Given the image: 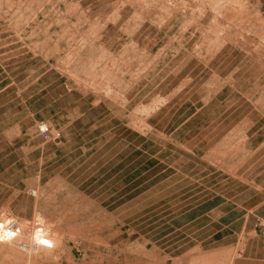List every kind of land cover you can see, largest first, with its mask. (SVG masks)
<instances>
[{
    "label": "rangeland",
    "instance_id": "1",
    "mask_svg": "<svg viewBox=\"0 0 264 264\" xmlns=\"http://www.w3.org/2000/svg\"><path fill=\"white\" fill-rule=\"evenodd\" d=\"M263 202L264 0H0V264L231 263Z\"/></svg>",
    "mask_w": 264,
    "mask_h": 264
},
{
    "label": "crops",
    "instance_id": "2",
    "mask_svg": "<svg viewBox=\"0 0 264 264\" xmlns=\"http://www.w3.org/2000/svg\"><path fill=\"white\" fill-rule=\"evenodd\" d=\"M195 117L196 115H194L191 120ZM253 183L254 186L259 189V186L255 184V182ZM263 206L264 202L257 204L253 209L247 211L245 216L242 213L243 208L238 206V220L230 223V226H223L222 228V230L229 229V227L238 223V229L241 230V232L238 233V256L237 258H233L232 262L229 263L226 259L227 256L225 257L228 253L224 251V248H220L218 249L219 256L216 258V264H264V237L258 234L256 230L257 223L259 221H264V215L258 213L260 207ZM247 229H253V231L246 237L244 234ZM202 248V245H200V252L202 253V257H204L205 253L201 250ZM230 252L232 253L233 250ZM192 255H194V249L187 251L184 256L180 258L177 257V259L175 258L174 260H181L182 262L180 264H185L182 258L185 257L187 260L190 256L192 257ZM201 260L203 261V258H201Z\"/></svg>",
    "mask_w": 264,
    "mask_h": 264
},
{
    "label": "built area",
    "instance_id": "3",
    "mask_svg": "<svg viewBox=\"0 0 264 264\" xmlns=\"http://www.w3.org/2000/svg\"><path fill=\"white\" fill-rule=\"evenodd\" d=\"M37 131L42 139L46 141H57L60 139L59 132H53L50 127L41 123L37 126ZM257 232L264 237V221H259L256 225ZM24 235V228L15 218H7L3 221H0V242L3 240L7 241H18L19 245L26 247V243L22 242V238ZM35 237V232L33 234V239ZM42 246L47 247L44 242H41ZM51 248V246H48Z\"/></svg>",
    "mask_w": 264,
    "mask_h": 264
},
{
    "label": "bare ground",
    "instance_id": "4",
    "mask_svg": "<svg viewBox=\"0 0 264 264\" xmlns=\"http://www.w3.org/2000/svg\"><path fill=\"white\" fill-rule=\"evenodd\" d=\"M39 217V216H38ZM43 219V218H42ZM41 223H42V221H41ZM43 223H44V221H43ZM38 225V224H37ZM41 225V224H40ZM39 226V225H38ZM40 229V228H39ZM43 231V230H42ZM46 231V230H45ZM41 233V230H38V231H36V233H35V237H34V239H33V237H32V239H31V242H30V245H26V247H23V246H19V249H22V250H25V251H28V253H30L29 255H30V257H32V256H35V255H33V252H32V248H33V246H34V244L36 245L37 244V246L39 247V245L41 244V242H42V240H41V237H40V234ZM42 237H43V234L41 235ZM13 243V244H12ZM29 243V242H28ZM0 244L2 245V246H9V248L11 247V249L13 248V247H15V245H14V242L13 241H10V240H7V241H5V240H3L2 242H0ZM15 244H18L19 245V243H18V241H16L15 242ZM17 245V246H18ZM8 248V247H7ZM14 250H16V248H13ZM12 249V250H13ZM13 253V252H12ZM27 253V252H26ZM14 254V253H13ZM25 258V257H24ZM210 261V260H209ZM28 262V261H27ZM26 262V263H27Z\"/></svg>",
    "mask_w": 264,
    "mask_h": 264
}]
</instances>
